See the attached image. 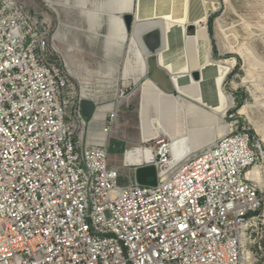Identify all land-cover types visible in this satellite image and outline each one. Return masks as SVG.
Masks as SVG:
<instances>
[{
    "label": "built area",
    "instance_id": "1",
    "mask_svg": "<svg viewBox=\"0 0 264 264\" xmlns=\"http://www.w3.org/2000/svg\"><path fill=\"white\" fill-rule=\"evenodd\" d=\"M49 26L35 0H0V264H264V144L251 129L236 120L177 164L165 138L140 142L150 157L122 167L152 165L156 184L120 185L92 135L117 111L84 118Z\"/></svg>",
    "mask_w": 264,
    "mask_h": 264
},
{
    "label": "rangeland",
    "instance_id": "2",
    "mask_svg": "<svg viewBox=\"0 0 264 264\" xmlns=\"http://www.w3.org/2000/svg\"><path fill=\"white\" fill-rule=\"evenodd\" d=\"M80 1L86 4V9L92 11L98 9L100 2ZM35 2L46 15L50 24L51 47L54 43L57 50L55 56L62 64H67L78 96L94 101L99 107L114 103L117 119L107 137L108 161L120 169V185L128 183V175L134 178V172L122 168V155L126 149L140 143V95L147 77L141 72L139 64L130 67L125 58L117 64L113 43L107 38L113 33L118 34L119 20L103 13H98L97 17H86L83 9L76 7L74 0H63L67 4L73 2L74 8L58 15L44 0ZM124 4L120 0V5ZM206 7L210 12L207 30L211 42V58L235 61L223 83V89L232 97L233 105L224 116L220 115V122L224 120V123L231 125L238 120V126L249 127L250 132L264 144V130L259 132L256 129V126L264 124V0H207ZM92 22H95L96 34L88 30ZM153 24H138V34ZM189 25H186L185 36L196 33L195 27L188 30ZM131 32L132 28L128 33ZM56 34L58 40L53 39ZM124 73L126 76L123 77ZM175 95L180 94L176 92ZM246 102L248 106L244 109L245 113L238 115L239 109ZM149 108L150 115H154L153 97ZM216 130L218 135H222L227 127H217ZM95 137L98 138L97 134ZM257 250L264 258V234L260 249Z\"/></svg>",
    "mask_w": 264,
    "mask_h": 264
},
{
    "label": "bare ground",
    "instance_id": "3",
    "mask_svg": "<svg viewBox=\"0 0 264 264\" xmlns=\"http://www.w3.org/2000/svg\"><path fill=\"white\" fill-rule=\"evenodd\" d=\"M44 1L57 15L74 8L73 2L67 4L63 0ZM74 1L76 7L83 9L85 16L97 17L98 13H103L110 18L119 20L118 34L113 33L107 38L113 43L117 64L119 61L122 62L123 58L130 67L133 64H139L141 72L147 77L142 85L143 95L139 114L143 138L141 143L165 138L174 152L173 163L177 164L198 148L203 149L216 138L222 136L224 132L222 135H218L217 127L226 126L227 130L225 131L229 130V124L224 123V120L220 122V115L224 116L233 105V99L224 91L223 83L232 71L235 61H219L211 58V42L207 30L210 12L206 7L207 0H122L124 5H120V0H100L97 5L98 9L94 11L86 9V4L81 3L80 0ZM129 13L134 16L131 34L126 30L123 21V16ZM151 22L154 24L144 28L141 33L153 26L161 28L163 47L156 53L157 65L171 75L172 86L180 95L176 96L167 92L147 76L149 56L142 45L141 33L138 34L137 25L141 23L151 24ZM187 24H192L195 27L196 33L194 35L185 36ZM88 30L93 34L97 33L95 22H92ZM54 39L58 40L57 34ZM54 49L57 52L55 47ZM176 51L182 53L178 55L174 53ZM195 71L199 73L200 79L198 80L192 77V72ZM122 80L125 81L126 79L123 78ZM146 89L156 94L157 113L154 116L148 115L146 105L149 100L145 96L147 94ZM163 102L172 103V110L169 113L171 114V127L173 129L162 119ZM246 106H248V102L239 109L237 114L243 115ZM112 108L113 105H111L110 111H114ZM95 121L99 120L93 118V122ZM256 129L259 132L264 130V124L256 126ZM97 133L106 136H99L96 139L107 140L108 134L103 133L98 126L92 135L95 137ZM205 136H207L206 139ZM133 150H138L139 159L138 162L131 163V165L140 164L144 158L148 159L151 154L149 146L139 149L134 147ZM134 157L136 156L134 155Z\"/></svg>",
    "mask_w": 264,
    "mask_h": 264
},
{
    "label": "water",
    "instance_id": "4",
    "mask_svg": "<svg viewBox=\"0 0 264 264\" xmlns=\"http://www.w3.org/2000/svg\"><path fill=\"white\" fill-rule=\"evenodd\" d=\"M123 21L126 30L129 32L132 28L134 22V16L132 14H125L123 16ZM194 26L191 24L188 26V30L191 31ZM140 39L142 45L148 53V72L147 76L153 80L160 87L165 89L167 92L175 94L177 91L172 86L171 75L163 69L161 66L157 65L156 53L159 49L163 47V33L159 26H153L144 30ZM157 65V67H156ZM192 77L195 80L199 79V73L197 71L192 72ZM96 108V103L89 99H82L81 101V111L85 119L89 120L92 118ZM134 178L139 184L142 185H155L156 184V169L154 166H143L135 170Z\"/></svg>",
    "mask_w": 264,
    "mask_h": 264
},
{
    "label": "crops",
    "instance_id": "5",
    "mask_svg": "<svg viewBox=\"0 0 264 264\" xmlns=\"http://www.w3.org/2000/svg\"><path fill=\"white\" fill-rule=\"evenodd\" d=\"M164 50V49H163ZM162 50V51H163ZM175 54H181L182 52L181 51H176V52H174ZM178 68H180V67H178ZM198 72V71H197ZM200 79V78H199ZM147 94L145 95L146 96V98L149 100L148 101V104L146 105V107H147V110H148V115H150V113H149V111H150V108H149V106H150V104H151V100H152V97H153V102H154V106H155V114L157 113V108H156V94L154 93V92H152L151 90H147L146 89V91H145ZM178 94V93H177ZM142 95H143V90L141 89V95H140V105H139V114H140V111H141V104H142ZM151 97V98H150ZM111 105H113V108H112V110L114 109V103L113 102H110V103H107V104H105V105H102V106H100V107H97V110H96V112H95V115H94V118H95V120H99V121H102L104 118H105V116H106V113L107 112H109L110 111V107H111ZM145 107V108H146ZM164 109V112L162 111ZM171 110H172V103L170 104V103H166V102H163L162 103V109H161V111H162V114H161V116H162V119H163V121L171 128V129H173V127H171L172 126V118H171V114L169 113V112H171ZM115 111V110H114ZM117 111V110H116ZM154 114V115H155ZM154 115H150V116H154ZM139 127H140V142H141V140L143 139L142 138V135H141V124H140V121H139ZM97 136L99 137V136H101V137H105L106 135H101L100 133H97ZM94 138H96V137H94ZM134 148V147H133ZM131 153V154H130ZM139 152H138V150H133V149H131V150H129V149H127L126 151H125V153H123V155H122V165L123 164H125V165H131V163H134V162H138V159H139V155H137ZM134 155L136 156V157H134ZM128 158H130V159H128ZM135 158V159H134ZM124 166V165H123ZM123 168V167H122ZM130 170H132V169H130ZM129 170V171H130Z\"/></svg>",
    "mask_w": 264,
    "mask_h": 264
}]
</instances>
